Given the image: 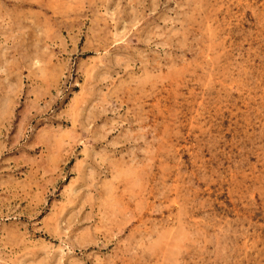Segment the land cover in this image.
Listing matches in <instances>:
<instances>
[{
    "label": "rangeland",
    "instance_id": "374dc122",
    "mask_svg": "<svg viewBox=\"0 0 264 264\" xmlns=\"http://www.w3.org/2000/svg\"><path fill=\"white\" fill-rule=\"evenodd\" d=\"M0 264H264V0H0Z\"/></svg>",
    "mask_w": 264,
    "mask_h": 264
}]
</instances>
